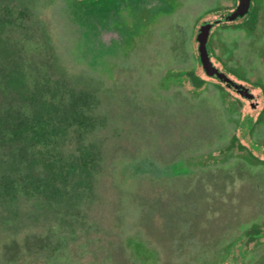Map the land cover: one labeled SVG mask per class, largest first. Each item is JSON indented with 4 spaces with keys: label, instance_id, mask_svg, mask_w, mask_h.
Listing matches in <instances>:
<instances>
[{
    "label": "rangeland",
    "instance_id": "374dc122",
    "mask_svg": "<svg viewBox=\"0 0 264 264\" xmlns=\"http://www.w3.org/2000/svg\"><path fill=\"white\" fill-rule=\"evenodd\" d=\"M252 1L251 31L208 39L247 99L205 74L195 38L237 0H0V264H212L264 220Z\"/></svg>",
    "mask_w": 264,
    "mask_h": 264
},
{
    "label": "trees",
    "instance_id": "16d2710c",
    "mask_svg": "<svg viewBox=\"0 0 264 264\" xmlns=\"http://www.w3.org/2000/svg\"><path fill=\"white\" fill-rule=\"evenodd\" d=\"M253 23L254 16H251L250 19L240 23V26L244 25L248 28L251 27ZM190 76L194 86L202 85L203 82L199 76L194 73H191ZM232 139L233 140L226 146V151L233 150L234 142L237 140L235 136H233ZM237 144L239 150L244 148L240 143ZM236 237L238 239H233L222 247L220 251L221 253H219V258L212 264H251L254 258L264 257V220L257 223L254 222L249 226L244 227ZM146 260H148V258ZM199 260L200 259H197L193 264L200 262ZM229 260L231 261L230 263H228ZM258 263L264 264V260Z\"/></svg>",
    "mask_w": 264,
    "mask_h": 264
},
{
    "label": "water",
    "instance_id": "95a60500",
    "mask_svg": "<svg viewBox=\"0 0 264 264\" xmlns=\"http://www.w3.org/2000/svg\"><path fill=\"white\" fill-rule=\"evenodd\" d=\"M250 0H239V3L235 10L229 16L230 19H235L238 16L244 15L248 11ZM215 21L214 23H216ZM212 22H203L199 26L198 33L196 35V40L198 41V58L201 64V67L207 76H215L216 78L224 81L226 83H232L238 92L247 99H251L253 95L249 93L248 89L241 84L234 83L227 75L215 67L210 59L208 49H207V40Z\"/></svg>",
    "mask_w": 264,
    "mask_h": 264
},
{
    "label": "flooded vegetation",
    "instance_id": "af4514ba",
    "mask_svg": "<svg viewBox=\"0 0 264 264\" xmlns=\"http://www.w3.org/2000/svg\"><path fill=\"white\" fill-rule=\"evenodd\" d=\"M238 3H239V0H237V3H236V5H235V7L233 8V9H231V10H228V11H226V12H224V13H221L220 14V16L219 17H217V18H215L213 21H212V26H211V28L215 25V24H219V23H223V22H232V21H235V20H241L239 23H237V24H240V23H242L243 21H245V20H248V19H250L251 18V16H254V23H253V25L256 23V18H257V16H256V9H255V6L253 5V1L252 0H250V3H249V7H248V11L244 14V15H242V16H238V17H236L235 19H230L229 18V16L231 15V13L235 10V8L237 7V5H238ZM215 21H217L216 23H214ZM230 24H232V23H230ZM237 24H235V25H237ZM145 26H146V24L144 25V27L143 28H145ZM242 26V25H241ZM211 28H210V30H211ZM250 29H252L251 27L249 28V30ZM198 30H199V28H198ZM251 31V30H250ZM197 33H198V31H197ZM138 34H139V31L136 33V36H134V37H131L132 39L131 40H134L137 36H138ZM209 34H210V31H209ZM196 38V37H195ZM208 39H209V35H208ZM197 43H198V41H197ZM207 49H208V53H209V56H210V45H209V43H208V40H207ZM197 51H198V44H197ZM199 59V58H198ZM211 59V58H210ZM212 61V60H211ZM200 62V61H199ZM213 63V62H212ZM213 65H214V63H213ZM215 66V65H214ZM216 67V66H215ZM218 68V67H217ZM219 69V68H218ZM220 70V69H219ZM222 71V70H221ZM224 72V71H223ZM191 73H193L192 71H187V73H186V78L188 79H186L187 81H188V83H189V85H191V87L193 88V89H202L204 86H205V83H206V81L204 80V79H202L201 77V80H202V85L201 86H194L193 85V83H192V78H191ZM226 75H227V73L226 72H224ZM195 74V73H194ZM196 75V74H195ZM209 77H211V76H209ZM212 77H215V76H212ZM227 77H229L228 75H227ZM216 78V77H215ZM234 83H236V84H241V83H237L236 81H234L231 77H229ZM218 79V78H217ZM220 82H222V83H224L227 87H229V88H232V89H234L240 96H242L239 92H238V90H237V88H235L234 86H233V84L232 83H226V82H224V81H221L220 79H218ZM242 85V84H241ZM244 86V85H243ZM245 87V86H244ZM246 88V87H245ZM249 91V90H248ZM249 93H251L250 91H249ZM252 95H253V93H251ZM242 97H244V96H242Z\"/></svg>",
    "mask_w": 264,
    "mask_h": 264
}]
</instances>
